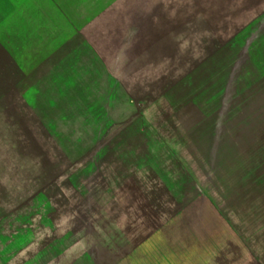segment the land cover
<instances>
[{
  "label": "rangeland",
  "instance_id": "374dc122",
  "mask_svg": "<svg viewBox=\"0 0 264 264\" xmlns=\"http://www.w3.org/2000/svg\"><path fill=\"white\" fill-rule=\"evenodd\" d=\"M0 264H264V0H0Z\"/></svg>",
  "mask_w": 264,
  "mask_h": 264
}]
</instances>
